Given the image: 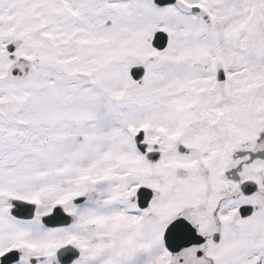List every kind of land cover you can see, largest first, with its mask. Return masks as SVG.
<instances>
[{"label": "snow or ice", "instance_id": "6c2138e0", "mask_svg": "<svg viewBox=\"0 0 264 264\" xmlns=\"http://www.w3.org/2000/svg\"><path fill=\"white\" fill-rule=\"evenodd\" d=\"M0 264H264V0H0Z\"/></svg>", "mask_w": 264, "mask_h": 264}]
</instances>
